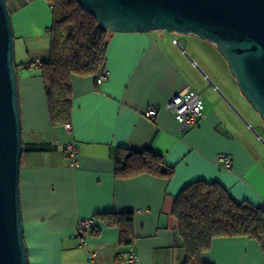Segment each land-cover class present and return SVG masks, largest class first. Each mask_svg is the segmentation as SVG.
I'll return each mask as SVG.
<instances>
[{"label":"crops","instance_id":"0c3cea01","mask_svg":"<svg viewBox=\"0 0 264 264\" xmlns=\"http://www.w3.org/2000/svg\"><path fill=\"white\" fill-rule=\"evenodd\" d=\"M28 8L40 26L26 33L14 20L15 37L27 40L29 57L21 62L50 51L51 38L45 31L52 24L51 6L31 0ZM42 35L47 37L37 39ZM174 39L185 48L199 41L217 51L215 44L194 35L113 33L108 77L102 83L95 77L72 79L70 131L52 125L37 71L18 72L24 145L50 146L25 151L22 157L20 192L30 264H126L130 255L139 257L137 264H182L186 251L173 210L176 196L188 184L217 182L238 202H263L264 143L239 114L252 115L230 68L227 76L224 69H203L195 59L215 88L181 54ZM187 91L200 93L204 116L199 124L184 128L168 104ZM151 108L157 109L156 117L146 115ZM70 143L79 149L76 165L66 154ZM121 148H151L175 167L174 176L118 178L116 155ZM225 156L231 158L230 167ZM131 210L135 242L120 263L118 229L98 222V236L77 235L83 220ZM202 258L209 264H264V249L247 237L217 238Z\"/></svg>","mask_w":264,"mask_h":264},{"label":"water","instance_id":"95a60500","mask_svg":"<svg viewBox=\"0 0 264 264\" xmlns=\"http://www.w3.org/2000/svg\"><path fill=\"white\" fill-rule=\"evenodd\" d=\"M76 2L113 33L167 31L194 35L215 44L226 59L241 93L260 114L263 132H257L239 114L264 143V0ZM15 38L7 0H0V264H30L20 192L25 145ZM176 45L186 52L180 41ZM192 63L197 66L195 60ZM197 67L211 82L208 75Z\"/></svg>","mask_w":264,"mask_h":264},{"label":"trees","instance_id":"16d2710c","mask_svg":"<svg viewBox=\"0 0 264 264\" xmlns=\"http://www.w3.org/2000/svg\"><path fill=\"white\" fill-rule=\"evenodd\" d=\"M45 1L52 9V24L48 29L51 38L49 54L29 62L16 61V68L18 72L29 69L37 71L43 81L51 123L54 127H64L72 120L73 77L98 78L104 70L108 71V49L113 32L83 10L76 0ZM16 2L7 0L12 13L18 8ZM28 2L31 0L25 4ZM201 119L190 126L199 124ZM48 148L49 145H26L25 151ZM115 173L121 179L143 174L171 179L175 167L169 166L163 155L151 148H121L116 155ZM263 202L261 205L249 201L238 202L217 182L200 180L188 184L176 196L173 210L180 223L182 246L186 251L182 264H209L202 257L217 238L247 237L257 241L264 249ZM91 219L94 220L92 226L80 234L98 236L102 231L98 222L118 229L122 249L116 261H123L135 242L134 211L104 213Z\"/></svg>","mask_w":264,"mask_h":264},{"label":"rangeland","instance_id":"374dc122","mask_svg":"<svg viewBox=\"0 0 264 264\" xmlns=\"http://www.w3.org/2000/svg\"><path fill=\"white\" fill-rule=\"evenodd\" d=\"M26 2H27V0H17L16 4L18 5L17 6L18 8L13 13L11 12V14H12V19H13V24H14V20L16 19L21 24L22 31L29 33L31 31V26H33V25L40 26L39 25L40 20L37 17L36 13H34V10H32V8H28L26 10L27 6L30 4V2L25 4ZM11 10L12 9H10V11ZM44 31H45V29H44ZM45 34H49L48 29H47V33L45 31ZM177 35L184 36L181 34H177ZM185 36H188V35H185ZM20 37L21 38H17V37L15 38V59L17 62H21L23 60V58L29 57L28 46L26 44L27 40L23 36H20ZM45 37H47V36L42 35L40 37H37V39H41L43 41L45 39ZM191 37H193V35H191ZM191 41H193V40H191ZM198 42L199 41H196V43L192 49L190 46H188V47L186 46L187 50L185 53H182V51L180 49H179V51L191 63V65L193 64L192 60L196 59L197 61H199V63L201 64V65L200 64L199 65L203 69H205V70L209 69V70H213V71L214 70L220 71V70L224 69V70H226V75L228 76L229 74L227 71L229 70V66H228L226 59L222 56L220 51L217 49V51H218L217 52L216 50L210 49L209 47H207L203 44H199ZM200 43H203V42H200ZM43 53H41L43 58L48 56L47 54H43ZM234 79H235V77H234ZM235 82L237 84L236 79H235ZM237 86H238V84H237ZM238 88H239V86H238ZM239 90H240V88H239ZM247 103L249 104L248 101H247ZM249 106H250L249 108L251 109L250 112L252 113V115L249 114L248 112H245V111H244V114H242V115L252 125V127H255L257 132L262 133L263 129H262V126L260 124L263 123V121L261 119V116L250 104H249ZM256 126H258V127H256ZM71 130H72V125H71ZM263 139H264V136H263Z\"/></svg>","mask_w":264,"mask_h":264},{"label":"built area","instance_id":"2783aa9c","mask_svg":"<svg viewBox=\"0 0 264 264\" xmlns=\"http://www.w3.org/2000/svg\"><path fill=\"white\" fill-rule=\"evenodd\" d=\"M178 39H174L173 43L176 45ZM109 75L108 71H103L97 80L99 83H102ZM169 109L172 111V113L182 119V125L183 127H187L190 125H194L198 122L200 118H203V103L202 99L200 97V94L195 91H187L185 93L177 94L175 95L170 103L168 104ZM149 117H156L158 115V111L155 108L149 109V111L146 113ZM66 130H71V124H66L65 126ZM66 154L71 159L72 165H76L78 162V155H79V149L74 143H70L66 148ZM226 167L231 166V158L228 156L224 157ZM264 207V202H263ZM94 223V220L87 219L83 220L79 223L77 227V235L80 236L83 231H87L92 224ZM92 257H95L93 254ZM139 261V257L136 255H131L127 260L126 264H137ZM96 264H98L96 262Z\"/></svg>","mask_w":264,"mask_h":264}]
</instances>
